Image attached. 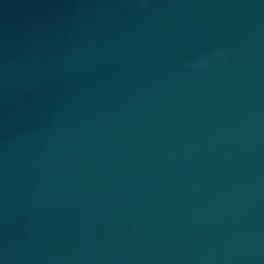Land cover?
Instances as JSON below:
<instances>
[{"label":"water","instance_id":"water-1","mask_svg":"<svg viewBox=\"0 0 264 264\" xmlns=\"http://www.w3.org/2000/svg\"><path fill=\"white\" fill-rule=\"evenodd\" d=\"M0 264H264V0H0Z\"/></svg>","mask_w":264,"mask_h":264}]
</instances>
